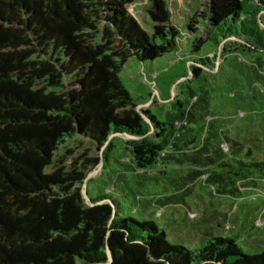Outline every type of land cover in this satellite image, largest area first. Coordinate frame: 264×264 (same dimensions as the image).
Listing matches in <instances>:
<instances>
[{"label":"trees","instance_id":"16d2710c","mask_svg":"<svg viewBox=\"0 0 264 264\" xmlns=\"http://www.w3.org/2000/svg\"><path fill=\"white\" fill-rule=\"evenodd\" d=\"M137 1L0 0V264H264V250L245 252L231 236L195 248L172 243L154 220L123 215L108 193L86 202L88 173L110 161L117 137L126 136L135 168L168 159L160 144L171 145L174 126L159 141L149 137L163 123L150 108L138 109L125 85L130 58L147 64L187 41L194 58L208 39L219 47L239 38L264 50L261 0H202L183 25L169 0H147L150 30L130 10ZM191 68L200 74L201 66ZM186 113L179 116L205 118ZM200 126L198 150L207 157L172 160L213 168L207 181L233 184L222 192L229 196L264 193V144L237 139L214 121ZM76 141L88 148L69 163ZM235 161L255 175L236 183L215 168L232 172Z\"/></svg>","mask_w":264,"mask_h":264},{"label":"rangeland","instance_id":"374dc122","mask_svg":"<svg viewBox=\"0 0 264 264\" xmlns=\"http://www.w3.org/2000/svg\"><path fill=\"white\" fill-rule=\"evenodd\" d=\"M146 3L147 0H138L130 5V10L150 30ZM169 3L182 25L202 6V0H169ZM190 51L191 44L187 41L180 54L172 52L147 64L132 57L124 65L121 76L137 108L141 111L150 108L163 123L158 128L153 125L149 137L159 141L174 126L171 145L160 144V155L168 159L135 168L126 152V136L117 137V148L110 161L105 165L104 159L101 160L88 173L83 187L90 193L89 197L85 195L86 202L108 193L120 202L123 215L154 220L166 231L170 242L189 248L201 246L213 236L225 235L235 238L245 252H261L264 193L256 190L257 193L244 192L243 198L229 196L222 192L225 187L233 188V184L207 181L213 178V168L200 170L193 163H176L172 156L207 157L198 150L200 123L205 127L211 121L246 143L264 144V50L246 45L242 39L229 38L219 47L215 40L208 39L194 58ZM191 65L201 66L199 75L192 72ZM192 92L196 95L192 96ZM182 108L185 110L181 111ZM187 108L194 117L205 118L194 122L181 118L180 113L190 116ZM69 147L76 149L69 163L88 148L79 141ZM222 147L228 149L226 144ZM90 153L98 156L100 151L90 148ZM232 163L236 166L232 172L229 168H215L224 170L225 176L236 183L256 173L247 171L245 166L240 169L239 162ZM258 181L264 187V180Z\"/></svg>","mask_w":264,"mask_h":264},{"label":"water","instance_id":"95a60500","mask_svg":"<svg viewBox=\"0 0 264 264\" xmlns=\"http://www.w3.org/2000/svg\"><path fill=\"white\" fill-rule=\"evenodd\" d=\"M102 161H103V158H102ZM88 178H89V177H87L86 180H88ZM83 193H84V196L86 195V196L89 197V195H88V191H87L86 188H83ZM89 203H90V204H95V202H93L91 198H90V200H89ZM108 253H109V256H110L108 262H111L112 259H113V256H112V251H111L110 247H108ZM108 262H107V263H108Z\"/></svg>","mask_w":264,"mask_h":264},{"label":"built area","instance_id":"2783aa9c","mask_svg":"<svg viewBox=\"0 0 264 264\" xmlns=\"http://www.w3.org/2000/svg\"><path fill=\"white\" fill-rule=\"evenodd\" d=\"M181 52H179L178 54H180Z\"/></svg>","mask_w":264,"mask_h":264}]
</instances>
